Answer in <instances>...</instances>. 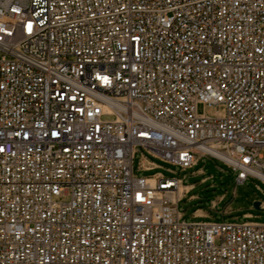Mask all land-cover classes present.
Returning a JSON list of instances; mask_svg holds the SVG:
<instances>
[{
	"label": "built area",
	"instance_id": "obj_1",
	"mask_svg": "<svg viewBox=\"0 0 264 264\" xmlns=\"http://www.w3.org/2000/svg\"><path fill=\"white\" fill-rule=\"evenodd\" d=\"M0 51V264H264V222L187 221L181 179L134 172L264 182V0H0Z\"/></svg>",
	"mask_w": 264,
	"mask_h": 264
},
{
	"label": "rangeland",
	"instance_id": "obj_2",
	"mask_svg": "<svg viewBox=\"0 0 264 264\" xmlns=\"http://www.w3.org/2000/svg\"><path fill=\"white\" fill-rule=\"evenodd\" d=\"M2 55L0 51V57ZM198 111L209 116L222 117L226 115L227 108L225 104L204 106L201 103L198 105ZM104 118H112V116L105 115ZM261 152L264 155V148ZM145 161H152L160 167L145 170ZM134 170L137 175L148 176L161 173L181 179L184 186L193 185L187 190L184 187L183 190L187 193L179 201V211L183 213V219L187 221L242 222L248 219L264 222V210H258L253 206L256 200L264 202V182L250 176L244 182L238 183L237 173L222 160L205 156L193 167L182 170L180 166L162 161L145 151H139L135 155ZM194 195H196L195 198H193ZM68 199V195L55 196V200L58 201ZM197 208L200 211L195 214ZM247 213L252 216L244 217Z\"/></svg>",
	"mask_w": 264,
	"mask_h": 264
},
{
	"label": "water",
	"instance_id": "obj_3",
	"mask_svg": "<svg viewBox=\"0 0 264 264\" xmlns=\"http://www.w3.org/2000/svg\"><path fill=\"white\" fill-rule=\"evenodd\" d=\"M253 206L258 210H263V208L261 207V200L254 201Z\"/></svg>",
	"mask_w": 264,
	"mask_h": 264
},
{
	"label": "crops",
	"instance_id": "obj_4",
	"mask_svg": "<svg viewBox=\"0 0 264 264\" xmlns=\"http://www.w3.org/2000/svg\"><path fill=\"white\" fill-rule=\"evenodd\" d=\"M182 186L184 187V185H182ZM192 186H193V185L185 186V187H186V190L189 189V188L192 187ZM186 190H185V191H186ZM195 197H196V195L193 196V198H195ZM198 211H200V209H197V210L195 211V214H197ZM198 216H199V215H198ZM200 216H201V215H200Z\"/></svg>",
	"mask_w": 264,
	"mask_h": 264
},
{
	"label": "bare ground",
	"instance_id": "obj_5",
	"mask_svg": "<svg viewBox=\"0 0 264 264\" xmlns=\"http://www.w3.org/2000/svg\"><path fill=\"white\" fill-rule=\"evenodd\" d=\"M184 187H185V186H184ZM184 187H183V186L180 187V191H181V192L183 191Z\"/></svg>",
	"mask_w": 264,
	"mask_h": 264
},
{
	"label": "trees",
	"instance_id": "obj_6",
	"mask_svg": "<svg viewBox=\"0 0 264 264\" xmlns=\"http://www.w3.org/2000/svg\"><path fill=\"white\" fill-rule=\"evenodd\" d=\"M199 208H201V207H199ZM199 208H197V209H199ZM197 209H195V211H196Z\"/></svg>",
	"mask_w": 264,
	"mask_h": 264
}]
</instances>
